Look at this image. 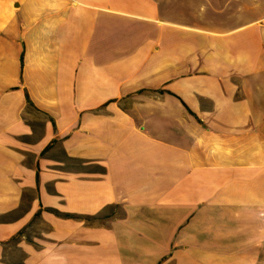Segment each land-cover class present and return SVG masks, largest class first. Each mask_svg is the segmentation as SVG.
I'll use <instances>...</instances> for the list:
<instances>
[{
  "label": "crops",
  "instance_id": "0c3cea01",
  "mask_svg": "<svg viewBox=\"0 0 264 264\" xmlns=\"http://www.w3.org/2000/svg\"><path fill=\"white\" fill-rule=\"evenodd\" d=\"M0 264H264V0H0Z\"/></svg>",
  "mask_w": 264,
  "mask_h": 264
},
{
  "label": "trees",
  "instance_id": "16d2710c",
  "mask_svg": "<svg viewBox=\"0 0 264 264\" xmlns=\"http://www.w3.org/2000/svg\"><path fill=\"white\" fill-rule=\"evenodd\" d=\"M60 215L65 216V217H74L73 215H70V214H60Z\"/></svg>",
  "mask_w": 264,
  "mask_h": 264
},
{
  "label": "rangeland",
  "instance_id": "374dc122",
  "mask_svg": "<svg viewBox=\"0 0 264 264\" xmlns=\"http://www.w3.org/2000/svg\"><path fill=\"white\" fill-rule=\"evenodd\" d=\"M117 212H118V210H117Z\"/></svg>",
  "mask_w": 264,
  "mask_h": 264
}]
</instances>
